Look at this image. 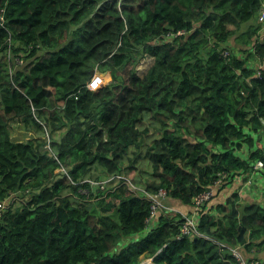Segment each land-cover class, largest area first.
<instances>
[{
  "label": "trees",
  "instance_id": "1",
  "mask_svg": "<svg viewBox=\"0 0 264 264\" xmlns=\"http://www.w3.org/2000/svg\"><path fill=\"white\" fill-rule=\"evenodd\" d=\"M263 4L0 0V264H141L142 256L236 264V247L257 259L258 202L241 205L233 194L205 208L197 233L179 239L185 220L165 210L143 235L147 197L124 180L104 190L87 180L135 172L145 148L149 178L133 184L166 191L168 208L189 211L218 174L231 180L258 160L264 184V35L249 24ZM169 31L185 34L166 40ZM232 40L244 58L221 57ZM252 57L262 68L249 65ZM138 64H148L143 77L130 69L127 84L114 83L118 70ZM95 69L104 74L93 79ZM108 78L112 84L102 82ZM14 118L27 132L50 133L49 148L30 133L13 140ZM145 119L157 124L152 137L149 125L140 129Z\"/></svg>",
  "mask_w": 264,
  "mask_h": 264
},
{
  "label": "built area",
  "instance_id": "2",
  "mask_svg": "<svg viewBox=\"0 0 264 264\" xmlns=\"http://www.w3.org/2000/svg\"><path fill=\"white\" fill-rule=\"evenodd\" d=\"M257 22L261 25H264V7H262V9L260 10ZM184 34H185L184 31H179L177 33H172L171 31H169L165 35V38H166V40H169L173 37L183 36ZM230 54H231L230 48L227 47L221 51L220 55L222 58L228 60L230 58ZM16 62L18 63V61H16ZM259 68H262V66L260 65L258 67V70H259ZM259 74L260 73L258 72V76H259ZM43 138H45V140H47V144L45 145V147L49 148V135H48V133H45ZM262 168H263V162L261 160H258L255 162L252 169L254 172H260V170ZM122 180H124V183H126V185L129 188H131L133 191H135L136 193H138L139 195H141L143 197H147L151 203L150 213H149V216L147 217L146 222H145L146 223V229H145V232L143 233V235H147L149 233V231H151L152 229L155 228L156 218L160 212H163L165 210L169 211V212L174 211L172 208H168L165 205V200L167 198L166 191L159 190L156 193L149 194V193L145 192V190L137 188L133 184V182L126 176L116 175L113 177L112 176L107 177V178L102 179L100 181L88 179L87 182L94 188H100L101 190H104V189L109 188V187L114 188V185L117 182L122 181ZM231 180H230V175L227 173L218 174L217 179L213 182V184L208 186L207 190H205L204 192H202L201 194H199L198 196H196L193 199V204H192L189 211L184 212V213L178 212V214H181L185 220V222H184V224L180 230L179 236L177 237L178 239L182 236H191V235L197 233V226H198V223L200 220V214L203 212V210L205 208H207V209L209 208L210 203L217 196V193L223 188V186L225 184L229 183ZM246 183H247V185H251L252 179L249 178L246 181ZM5 208H6V205L4 203L0 204V216L2 215ZM239 250H240V247H236L235 249L232 250V255L236 261V264H262L263 261H261V260L248 259V258L243 257V255L241 254V252ZM140 260H141V264H144L143 263L144 261L148 262V264H153V258H148V257L142 256Z\"/></svg>",
  "mask_w": 264,
  "mask_h": 264
},
{
  "label": "rangeland",
  "instance_id": "3",
  "mask_svg": "<svg viewBox=\"0 0 264 264\" xmlns=\"http://www.w3.org/2000/svg\"><path fill=\"white\" fill-rule=\"evenodd\" d=\"M256 22H257V20L256 19L255 20L253 19V20H251L249 22V24L254 23L255 25H257V24L260 25L258 22L257 23ZM246 25H248V23L247 24H244L243 25V28H245ZM260 26H261L260 27V29H261L260 31H261V33L264 34V25H260ZM231 46H232V48L231 47L230 48H231V53L232 54L237 55L240 58H244L246 56V52H244V50L241 47H238V45H236L233 40L231 41ZM250 62L257 63V60L250 59L248 63H250ZM141 68H142V65L141 64H138V65H133L132 68L129 66V67L123 69V70H118L117 71L118 72V77H120V79H117L114 83L117 84V85H119V84H127L126 79L128 77V72H129L130 69H134L135 72L137 71V75L139 77H143L145 75L147 69H148V64L143 65V70ZM95 71H96V73H95L96 75L93 74V76H92L93 79L95 78V76H99V74H102V75L104 74V73H101L97 69H95ZM102 82L103 83H106L107 85L110 84V83L112 84V79L111 78H108V80H104V81L102 80ZM143 121H144V123L141 124L140 129L143 130L147 125H149V127H150V133H151V136L150 137H152L154 135V133H155V127H156L155 125H157V124L152 119H145ZM10 131H11V135H12V139L13 140H16V138H15L16 136L17 137H19V136L24 137V139L21 140V141H26V140H28V139H30L32 137V136H30L28 134L27 131L24 130V128L22 127V124L16 118H14L10 122ZM63 131H64V129L61 130V131L54 132L53 133L54 139L55 140H58L60 138V136H61V132H63ZM49 134L50 133H48V135ZM42 135H43V132H41V134H39V135L38 134H34L33 137L36 136V137H39L41 139H45V138L42 137ZM150 137L148 138V142L151 140ZM259 138H260V142H264V133H261L259 135ZM145 150H146L145 148L142 149L140 157H138L137 160H136L137 161V163L135 165V167L137 168L136 171L135 172L127 171V172H125L126 175H124V176L128 177L131 181H133V183L136 182L139 185H144L145 184V182L149 178V174L148 173L151 170L150 163L144 157ZM132 151H131V154H132ZM133 158H136V156H133ZM127 165H128V161L126 162L125 166H127ZM93 203L94 202H91L89 204L92 205ZM254 252H255V250H253L252 253H254ZM143 263L144 264H148V262H145V261Z\"/></svg>",
  "mask_w": 264,
  "mask_h": 264
},
{
  "label": "crops",
  "instance_id": "4",
  "mask_svg": "<svg viewBox=\"0 0 264 264\" xmlns=\"http://www.w3.org/2000/svg\"><path fill=\"white\" fill-rule=\"evenodd\" d=\"M263 7H264V4H263ZM259 13H260V11H259ZM259 13H258V15H259ZM258 15L256 17V20L258 19ZM260 34H261V36L264 35L263 33H261V31H260ZM230 44L231 43H229L228 46H230ZM241 48L245 51L244 47H241ZM251 59L257 60V63L250 62L249 63L250 66L258 67L262 63L259 58L252 57ZM29 133L34 135L32 132H28V134ZM249 178L252 179L251 185H247V183H246V181ZM263 193H264V184H263V181H262L258 172L252 171L250 173L236 174L235 177L217 193V196L210 203L209 207L212 208L215 205L223 204L226 201V199L233 194L238 195L239 203L241 205H245L247 203H252V202H258L259 204L264 205ZM173 210H174V213L187 212V209H183L181 207H174ZM250 256L256 257L258 260L263 261L264 260V249L263 250L257 249Z\"/></svg>",
  "mask_w": 264,
  "mask_h": 264
},
{
  "label": "clouds",
  "instance_id": "5",
  "mask_svg": "<svg viewBox=\"0 0 264 264\" xmlns=\"http://www.w3.org/2000/svg\"><path fill=\"white\" fill-rule=\"evenodd\" d=\"M99 83V81H96L93 85V88H95L97 86V84ZM100 181V180H99ZM133 182V181H132ZM154 264V263H153Z\"/></svg>",
  "mask_w": 264,
  "mask_h": 264
},
{
  "label": "water",
  "instance_id": "6",
  "mask_svg": "<svg viewBox=\"0 0 264 264\" xmlns=\"http://www.w3.org/2000/svg\"><path fill=\"white\" fill-rule=\"evenodd\" d=\"M95 73H96V71L94 70V71L92 72V75L95 74Z\"/></svg>",
  "mask_w": 264,
  "mask_h": 264
}]
</instances>
